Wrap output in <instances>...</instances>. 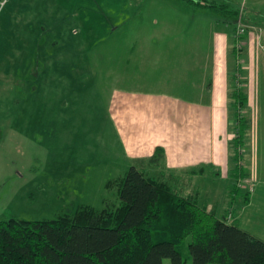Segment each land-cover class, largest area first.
I'll list each match as a JSON object with an SVG mask.
<instances>
[{
	"label": "rangeland",
	"instance_id": "1",
	"mask_svg": "<svg viewBox=\"0 0 264 264\" xmlns=\"http://www.w3.org/2000/svg\"><path fill=\"white\" fill-rule=\"evenodd\" d=\"M205 1L242 11L231 27L230 50L231 75L237 74L242 88L249 77L247 51L245 44L240 55L233 53L235 38L243 28L247 39L258 33L264 44V0ZM189 3L0 0V221H54L73 217L85 206L119 208L128 172L108 111L112 85L106 74L111 73L112 51L130 45L131 31L181 29L193 31L185 43L206 57L213 25L224 18ZM230 111L231 134L235 117ZM146 173L177 189L175 173L153 166ZM220 181H201L213 202L224 200L229 189L243 194L250 189L241 177L231 185ZM206 196L200 197L202 203ZM230 203L231 211L239 204ZM190 243L189 238L179 247L187 264H193Z\"/></svg>",
	"mask_w": 264,
	"mask_h": 264
},
{
	"label": "crops",
	"instance_id": "2",
	"mask_svg": "<svg viewBox=\"0 0 264 264\" xmlns=\"http://www.w3.org/2000/svg\"><path fill=\"white\" fill-rule=\"evenodd\" d=\"M218 21L206 57L193 50L194 44L185 43L192 30L131 31L130 45L112 51L111 73L106 74V83L112 85L108 111L125 173L134 166L143 171L152 167L150 159L162 148L165 159L159 169L176 174L181 196L197 199L208 212L228 217L230 224L237 222L264 242V44L258 33L248 35L245 47L251 129L246 151L250 175L244 179L250 188L249 202L242 189H229L224 200L213 202L201 185L206 178L231 185L234 178L229 93L235 36L230 20ZM201 196L207 201L202 203ZM227 203L235 210H229Z\"/></svg>",
	"mask_w": 264,
	"mask_h": 264
},
{
	"label": "trees",
	"instance_id": "3",
	"mask_svg": "<svg viewBox=\"0 0 264 264\" xmlns=\"http://www.w3.org/2000/svg\"><path fill=\"white\" fill-rule=\"evenodd\" d=\"M197 8L220 12L232 23L242 12L232 5L186 0ZM234 35V34H233ZM236 35V34H235ZM240 40L247 41L244 34ZM235 38L233 53L238 49ZM231 77L229 101L234 113L230 162L236 178L250 175L248 77ZM242 112L244 114L242 115ZM245 150V152H242ZM165 151L150 159L160 168ZM115 211L80 208L73 217L54 221H0V264H187L179 247L189 245L193 264H264V242L243 231L228 217H217L199 201L181 196L167 181L132 167L121 184ZM250 192L246 193L249 202Z\"/></svg>",
	"mask_w": 264,
	"mask_h": 264
},
{
	"label": "built area",
	"instance_id": "4",
	"mask_svg": "<svg viewBox=\"0 0 264 264\" xmlns=\"http://www.w3.org/2000/svg\"><path fill=\"white\" fill-rule=\"evenodd\" d=\"M245 32H246V29H240L239 31H238V34H237V38L239 39V42H238V49H242L244 46H245V44H246V41H243V40H240V37L241 36H243L244 34H245Z\"/></svg>",
	"mask_w": 264,
	"mask_h": 264
}]
</instances>
